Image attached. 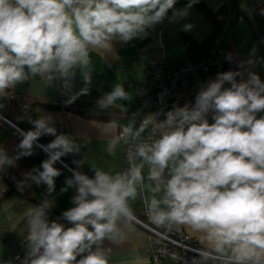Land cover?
I'll return each mask as SVG.
<instances>
[{"label": "clouds", "instance_id": "obj_1", "mask_svg": "<svg viewBox=\"0 0 264 264\" xmlns=\"http://www.w3.org/2000/svg\"><path fill=\"white\" fill-rule=\"evenodd\" d=\"M197 2L177 8L179 0H0V97L39 77L59 81L70 105L90 94L94 50L111 55L114 41L144 39L165 20L187 17ZM246 63L254 67L256 61ZM77 71L84 86L74 91ZM243 76L239 70L217 73L200 86L194 103L133 113L105 147L115 157L127 146L121 171L89 165V176L80 170L84 158L73 160L76 167L60 190L75 189L73 206L62 213L70 226L50 220L55 201L48 197L62 175L55 165L80 154L81 145L58 133L51 115L29 118L27 131L13 125L20 140L14 155L0 147V172L36 149L47 154L17 183L21 191L29 182L44 185L47 193L25 210L27 250L20 264H109L112 246L142 223L132 207L138 199L151 224L187 226L196 234L201 247L192 249L197 258L190 264H264V80L254 71ZM132 99L117 83L94 107L106 112ZM43 136L55 138L41 144Z\"/></svg>", "mask_w": 264, "mask_h": 264}, {"label": "crops", "instance_id": "obj_2", "mask_svg": "<svg viewBox=\"0 0 264 264\" xmlns=\"http://www.w3.org/2000/svg\"><path fill=\"white\" fill-rule=\"evenodd\" d=\"M188 0H179L177 8L186 7ZM230 13L234 19L226 26V32L234 39L237 50V70L244 72L254 71L264 80V44H262L255 25L251 19L244 0H198L190 9L187 17L178 23L167 21L164 44H158V29L150 30L144 39H135L128 44L114 41V51L105 55L102 51L94 50L91 53L93 67V81L89 95L80 96L74 103L65 104L66 96L55 82H44L39 77L30 82L17 85L9 89L11 99L7 95L0 97V110H3L14 123L21 126L26 123L31 129L33 126L27 120V111L30 109V118H38L41 114L51 115L58 133L69 134L76 137L81 145L80 154H71L62 157L65 164H73V160L84 158L85 164L80 170L89 176L94 175L89 165L104 170L120 171L125 163L124 146L118 148L116 156H110L105 147L109 135L117 134L121 125L128 123L133 113L139 111L141 116L149 113L142 109L136 99L137 91L142 88L147 68L151 61L164 56L172 65H177L187 59L198 60L204 57L210 43L219 29V23L214 18V12ZM171 14V13H169ZM184 24H191L189 31H183ZM249 59L256 61L253 67L246 62ZM241 62H245L241 64ZM123 84L125 89L133 95L131 102L117 101L106 112L97 110L96 100L111 90L114 84ZM79 71L75 79L74 91L83 87ZM23 99L30 100L27 107ZM184 106L183 102H171ZM124 104L127 106L125 110ZM259 115H264L260 113ZM22 117V119H18ZM140 117H137L139 120ZM164 119V116L160 118ZM211 121V118L209 120ZM138 123V122H137ZM49 143L55 137L43 136ZM20 137L12 130L0 128V147H4L9 155L15 154V146ZM47 158V154L40 149L31 157L21 158L15 167L6 168L0 178V264H14V253L18 248L19 238L26 233L25 210L29 204H39L47 196L46 186L35 184L26 185L21 191L17 183L24 179V173L34 167H39ZM62 170V175L56 179V190L48 199L55 201L51 208L50 220L55 213H62L71 208L75 189L69 188L61 192L66 178L71 175L59 163L55 165ZM138 215V200L132 204ZM62 217V216H61ZM64 221V220H63ZM66 226L67 222L64 221ZM186 233L197 243V236L187 226H182ZM149 235L135 225L133 231L126 235L125 241L120 245H113L109 257V264H150L147 256ZM26 243V241H25ZM24 243V248L26 249ZM108 245V242H105ZM198 246L201 245L198 243Z\"/></svg>", "mask_w": 264, "mask_h": 264}, {"label": "built area", "instance_id": "obj_3", "mask_svg": "<svg viewBox=\"0 0 264 264\" xmlns=\"http://www.w3.org/2000/svg\"><path fill=\"white\" fill-rule=\"evenodd\" d=\"M214 18L219 23V29L215 33L204 57L198 60L187 59L177 65H172L164 56L150 62L144 84L136 93L137 102L142 109L149 112L161 111L163 113L167 111L171 102L194 103L195 96L204 82L214 79L217 73L237 70L236 44L234 39L226 32V26L234 17L230 13L218 11L214 12ZM166 24L167 20L158 29L157 36L160 48L164 44ZM228 54H231V59L227 58ZM58 86L62 90L60 82ZM7 97L11 99L12 95L8 93ZM161 97H163L162 100ZM23 101L25 107L30 103L28 99H23ZM162 117L163 115L159 119ZM210 118L211 115H209V120ZM13 125L23 129L8 116L0 113V128L15 132ZM119 129L120 127L117 134ZM39 143L43 144L40 139ZM126 151L127 146H124L125 163L120 171L127 167ZM58 163L66 172L72 175L69 169L75 168L76 165ZM64 165L68 167H64ZM3 175V172H0V178ZM137 217L142 223L136 225L149 235L147 256L150 264H190L193 258H197L192 249L199 248L198 243L186 233L182 226L168 229L151 224L147 218L146 205L142 199H138ZM57 219H59V222L64 223L62 217L54 213L51 220ZM25 236L26 233L19 238L18 248L13 256L14 264H20L26 253L24 248Z\"/></svg>", "mask_w": 264, "mask_h": 264}, {"label": "trees", "instance_id": "obj_4", "mask_svg": "<svg viewBox=\"0 0 264 264\" xmlns=\"http://www.w3.org/2000/svg\"><path fill=\"white\" fill-rule=\"evenodd\" d=\"M251 4L254 8V11L258 17V20L260 22V25L262 27V29H264V0H250ZM0 113L4 114L3 110H0ZM30 118V109L27 111V120ZM21 127L27 131L29 130V126H27L26 123L22 124ZM47 139L46 138H40V141L45 143ZM51 210V209H50ZM51 212V211H50ZM50 212H49V218H50ZM55 213V212H54ZM58 214L60 217L62 216L60 213H55Z\"/></svg>", "mask_w": 264, "mask_h": 264}, {"label": "water", "instance_id": "obj_5", "mask_svg": "<svg viewBox=\"0 0 264 264\" xmlns=\"http://www.w3.org/2000/svg\"><path fill=\"white\" fill-rule=\"evenodd\" d=\"M245 1V4L247 6V9L250 13V16H251V19L255 25V28L258 32V36L260 37V40L262 42V44H264V29H262L261 25H260V22L258 20V17L254 11V8L251 4V1L250 0H244Z\"/></svg>", "mask_w": 264, "mask_h": 264}]
</instances>
